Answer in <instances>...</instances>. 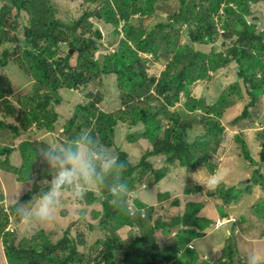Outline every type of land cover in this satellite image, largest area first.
Here are the masks:
<instances>
[{"label":"trees","instance_id":"16d2710c","mask_svg":"<svg viewBox=\"0 0 264 264\" xmlns=\"http://www.w3.org/2000/svg\"><path fill=\"white\" fill-rule=\"evenodd\" d=\"M88 1L96 3L97 7L94 10L89 8L80 17L65 23L58 18L54 0H0V46L4 47L0 67L5 68L13 62L20 67L24 77L34 81L35 85L28 98L29 108L18 111L19 126L9 125L0 118V129L8 130L10 127L14 137L19 136L21 129L28 131L33 125L38 129L53 131L60 118L58 112L53 110L55 105L62 103L60 90H78L85 93L89 101L78 105L72 119L64 126V141L89 128L105 145L117 151L114 144L116 128L121 123L129 128L143 124V132L128 137L129 142L139 138L152 145L139 164L132 165L128 154L118 151L127 165L125 175L133 191L137 185L135 181L143 180L151 172L155 185L173 167L193 172L198 169L215 172L218 168L217 154L225 134L221 118L230 94H239L240 88L244 87L250 98L233 125L248 119L250 108L264 94V31L260 32L258 23L247 19L255 15L253 7L260 3L264 5V0H178V9L150 30L144 27L143 18L155 16L156 11L165 8L164 4L170 0ZM135 15L140 17L139 27L132 24ZM92 18L116 27V36L121 34L118 28L123 23V39L119 49L102 59L95 58L100 48L95 38L100 40L103 36L90 21ZM184 36L186 42L181 44ZM219 39H222L224 47L217 51L215 46ZM65 45L68 52L62 57L59 53ZM198 46H212L213 50L206 53L197 49ZM72 50L77 55L74 66L71 64L74 56L70 54ZM145 56H151L152 63H160L164 69L158 75H150L147 65L151 60ZM233 63L237 65L238 73L237 82L230 87V93L223 94L210 105L205 99L192 96V88L198 82L212 80L213 74ZM110 75L117 77L123 106L113 113L104 112L100 107L103 95L99 90L105 87L104 76ZM12 94L11 82L2 74L0 102ZM182 95L186 102L179 110L172 111ZM6 111L9 115L15 114L11 107ZM198 111L204 114L201 119L204 130L192 136L190 133L194 131V125L186 117ZM164 120L169 123V128L161 138ZM235 139L242 146L243 157L256 166L253 186H259L264 191V174L259 167L264 162V128L258 132V142L260 140L263 147L260 163L252 158L241 134L236 135ZM32 145L34 149L23 156L24 162L19 171V181H33L31 190L20 198L22 203L28 202L40 189H46L48 180L52 178L47 165L38 157L37 144ZM13 152V147L0 148V157ZM32 154L36 162L41 160V164L37 166L35 162L33 168L24 172L28 156ZM158 156H165L168 165L154 170L153 164L147 160ZM190 190L187 189V192L190 193ZM99 192L104 210L96 213L98 225L103 230L108 228L113 236L105 233L107 237L96 241L92 254L79 251L78 242L81 245L85 243L83 231L78 233V239H74L68 229L56 242L43 230L30 237H20L16 231L6 232L9 220L0 206V238L8 264H234L235 250L227 245L229 242L230 245L236 244L232 236L219 251L217 262L204 258L196 250L195 240L203 238L207 234L205 231L213 225L212 219L200 216L204 203L190 202L183 215L170 221L162 218L154 221L153 206L134 200L140 211L129 215L112 204L106 190ZM243 192L221 185L211 192V197L218 196L231 205L240 201ZM87 196V205L101 199L94 197L91 191ZM174 204L180 203L175 200ZM220 215L228 217L226 211ZM258 215L264 220V206ZM14 223H20L17 216ZM88 227L93 228L91 225ZM126 227L131 231L137 227L138 235L124 243L119 232ZM159 231L172 240L165 249L161 248L157 238Z\"/></svg>","mask_w":264,"mask_h":264},{"label":"rangeland","instance_id":"374dc122","mask_svg":"<svg viewBox=\"0 0 264 264\" xmlns=\"http://www.w3.org/2000/svg\"><path fill=\"white\" fill-rule=\"evenodd\" d=\"M54 2L58 8V18L65 23L72 22L83 15L85 11H88L89 8L94 10L97 7L96 3H91L88 0H54ZM165 4V8L157 10L155 16L143 18L145 28H148V30L153 29L158 22L166 20L179 7L178 0H170L168 4ZM253 12H255V15L252 18L247 17V19L249 22L258 23L260 32H263L264 5L260 3L258 6L253 7ZM139 19L140 17L135 15L132 19V24L139 27ZM90 21L93 22L94 26L103 36L100 40L95 38L98 46H100L95 58L102 59L105 55L116 52L120 47L123 34L116 36L114 34L116 27L105 24L103 21H98L95 18L90 19ZM122 26L123 23H121L118 30ZM185 37H183L181 44L186 42ZM221 40L219 39L215 46L217 51L223 50ZM227 44H231V42ZM197 49L209 53L213 50V47L198 46ZM3 50L4 47L0 46V56ZM67 52L68 47L65 45L59 54L64 57ZM145 57L151 60V63L147 65L150 75H158L164 69L162 64L152 63L151 56ZM76 63L77 55L74 54L71 64L74 66ZM237 73V65L233 63L229 67L213 74L214 78L212 80L198 82L192 88V96L198 99H205L209 105L215 103L223 94L230 93V87L237 82ZM2 74L9 78L13 94L0 102V118L9 125L14 124L19 126L17 114L20 109L29 108L28 98L35 90L34 81L24 77L20 67L13 62L5 68L0 67V76ZM104 84L105 87L99 90L100 94L103 95V102L100 105L101 110L108 113L118 112L123 106L120 91L117 87V77L114 75L104 76ZM59 96L62 98V103L55 105L53 110L58 112L60 118H58L54 125L53 131L38 129L37 126L33 125L28 131H22L21 129L19 136L14 137V132L10 127L8 130L0 129V148L7 146L14 148V152L10 155L0 157V202L2 201L0 205H3L8 212L12 213L14 197L25 182L18 180L19 171L24 162L23 156L25 157L34 149L33 143L37 144L35 146L38 149L49 143L53 145L62 143L65 140L64 136H62L64 126L72 119L77 106L86 104L89 101L86 94L78 90L62 89L59 92ZM249 101L250 98L246 95L244 87L240 88L239 94H230L225 114L221 118V124L225 126V134L221 149L217 154V169L226 172L224 182L221 185L227 188L233 187L243 190L244 192L239 202L227 205L218 196L211 197V192L216 189L206 190L203 185L209 174L205 169H198L193 172L185 168L173 167L167 176L156 185L154 184V177L151 176V172L143 177V180L140 178L139 182L135 181L137 185L131 193L134 200H139L155 208L154 221L158 218L170 221L178 215H183L187 204L190 202L204 203L205 207L200 216L212 219L213 225L205 231L207 234L203 238L195 240L196 250L204 258H211L214 262H217L219 259V251L223 248L220 246L221 243L223 242V245L227 244L231 236L234 238L236 244L230 245L229 242L227 245L231 246L233 251H236L233 252L235 255L234 264L245 263V254L250 249L264 250V220L258 215L259 212L263 211L264 191L259 186H253L252 177L256 166L251 165L243 157L242 146L235 139L236 135L241 134V137L248 145L252 158L259 163L262 162L261 152L263 147L261 141L259 140L258 142V132L264 128V94L250 108V117L233 125L234 120L241 115ZM185 102L186 98L182 95L181 101L175 105L172 111L182 108ZM8 107L13 108L15 114H7L6 108ZM189 115L186 119L190 120L194 125V131L190 133V135L194 136L204 130V125L201 123L204 114L198 111ZM168 124L164 120L161 138L169 128ZM143 131V124L129 128L124 123H121L115 131L114 144L118 148L117 151L126 152L131 164L134 166L139 164L141 157L145 155L146 151L152 149V145L147 140L138 138L135 142L128 141L130 135ZM6 159L8 162H5ZM147 161L153 164L154 170L168 165L165 156L150 157ZM35 162L34 154L28 156V165L24 167V172H28L31 167L33 168ZM36 163L39 166L41 160ZM259 167L264 174V162ZM137 175L139 176L140 174ZM32 183L33 181L25 182V185L21 189L20 197L32 188ZM44 184L46 183L44 182ZM187 189H191V192H187ZM91 192L94 197L101 199H97L92 203L89 202L88 205L85 204L88 197L87 194L83 199L77 200L69 192H65L55 222L49 224L20 223V225L16 226V234L20 237H30L43 230L53 242H56L62 238L64 232L68 229L71 230V237L74 239H78V233L83 231L86 238L84 245L78 242L79 251L83 254H92L96 241L106 238L107 234L113 236V233L108 228L103 230V228L99 227V217L96 213L103 210V198L99 190ZM175 200H178L180 204L175 205ZM223 211H226L228 217L223 218L220 215ZM90 225L93 228L89 229L88 226ZM10 229H12L11 226L9 227ZM130 231L131 229L128 227L120 230L119 234L125 240L124 243H127L130 238L138 235L137 227ZM157 238L162 249L167 248L172 243L171 238L162 235L160 231L157 232ZM0 262V264H8L3 242H0Z\"/></svg>","mask_w":264,"mask_h":264},{"label":"clouds","instance_id":"9594fccd","mask_svg":"<svg viewBox=\"0 0 264 264\" xmlns=\"http://www.w3.org/2000/svg\"><path fill=\"white\" fill-rule=\"evenodd\" d=\"M118 31L123 34L121 29ZM38 157L45 162L52 178L48 180L46 189H40L28 202L22 203L21 189L29 181L26 180L14 197L15 214L0 205L9 220L6 232H15L20 223L55 222L65 192H69L74 199L81 200L90 191L106 190L112 204L126 214L140 211L132 198L133 189L125 175L126 163L118 151L105 145L91 129L84 128L74 138L59 145L46 144L39 149ZM225 176L226 172L217 169L208 174L203 185L206 190L216 189L224 182ZM16 216L20 220L18 224L14 223ZM10 226L12 229L9 230ZM0 241L3 242L1 238ZM220 246L223 247V242ZM245 264H264V250H248Z\"/></svg>","mask_w":264,"mask_h":264},{"label":"bare ground","instance_id":"6f19581e","mask_svg":"<svg viewBox=\"0 0 264 264\" xmlns=\"http://www.w3.org/2000/svg\"><path fill=\"white\" fill-rule=\"evenodd\" d=\"M69 65V64H68ZM20 123V122H19ZM3 209V208H2ZM102 209V208H101ZM104 210V209H103ZM104 216V215H103ZM20 221V220H19ZM236 227V226H235ZM23 233V232H22ZM43 234V233H42ZM152 247V246H151ZM152 249V248H151ZM148 259V258H147ZM149 264V263H148Z\"/></svg>","mask_w":264,"mask_h":264},{"label":"water","instance_id":"95a60500","mask_svg":"<svg viewBox=\"0 0 264 264\" xmlns=\"http://www.w3.org/2000/svg\"><path fill=\"white\" fill-rule=\"evenodd\" d=\"M70 54H71V55L74 54V51L72 50V51L70 52Z\"/></svg>","mask_w":264,"mask_h":264},{"label":"built area","instance_id":"2783aa9c","mask_svg":"<svg viewBox=\"0 0 264 264\" xmlns=\"http://www.w3.org/2000/svg\"><path fill=\"white\" fill-rule=\"evenodd\" d=\"M190 246H192V245H190Z\"/></svg>","mask_w":264,"mask_h":264},{"label":"crops","instance_id":"0c3cea01","mask_svg":"<svg viewBox=\"0 0 264 264\" xmlns=\"http://www.w3.org/2000/svg\"><path fill=\"white\" fill-rule=\"evenodd\" d=\"M1 242V241H0ZM1 263V262H0Z\"/></svg>","mask_w":264,"mask_h":264}]
</instances>
